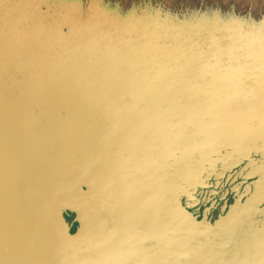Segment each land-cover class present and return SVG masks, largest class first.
Listing matches in <instances>:
<instances>
[{
  "label": "water",
  "instance_id": "95a60500",
  "mask_svg": "<svg viewBox=\"0 0 264 264\" xmlns=\"http://www.w3.org/2000/svg\"><path fill=\"white\" fill-rule=\"evenodd\" d=\"M0 264H264V0H0Z\"/></svg>",
  "mask_w": 264,
  "mask_h": 264
},
{
  "label": "flooded vegetation",
  "instance_id": "af4514ba",
  "mask_svg": "<svg viewBox=\"0 0 264 264\" xmlns=\"http://www.w3.org/2000/svg\"><path fill=\"white\" fill-rule=\"evenodd\" d=\"M215 211L216 209H214L212 211V215H215ZM67 219H69L72 222V226H71V233L72 234H76L78 227H79V222L76 221V215L74 213H72L71 211H68V213L66 214Z\"/></svg>",
  "mask_w": 264,
  "mask_h": 264
},
{
  "label": "snow or ice",
  "instance_id": "6c2138e0",
  "mask_svg": "<svg viewBox=\"0 0 264 264\" xmlns=\"http://www.w3.org/2000/svg\"><path fill=\"white\" fill-rule=\"evenodd\" d=\"M232 7L235 8V5H233Z\"/></svg>",
  "mask_w": 264,
  "mask_h": 264
}]
</instances>
